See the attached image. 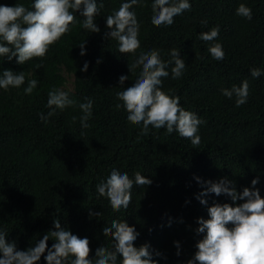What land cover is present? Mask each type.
<instances>
[{
	"label": "trees",
	"instance_id": "trees-1",
	"mask_svg": "<svg viewBox=\"0 0 264 264\" xmlns=\"http://www.w3.org/2000/svg\"><path fill=\"white\" fill-rule=\"evenodd\" d=\"M96 2L99 14L94 22L99 33L83 29L84 17L76 12V22L45 57L23 65L15 57L11 61L0 57V75L9 69L25 75L21 87L0 89V231L9 243L15 241L18 250H27L54 231L53 222L59 218L62 228L89 239V259L95 264L96 249H111L113 243L102 229L113 220L126 221L139 233L135 246L148 244L157 264H187L204 235L195 232L198 218L209 219L208 207L214 203H232L230 197L209 194L201 197L207 204H201L197 195L204 189L196 177L214 182L226 177L238 192L251 188V181L259 177L256 187L264 198V0H189L190 10L174 17L171 26L160 28L151 23L153 0H140L130 9L140 24L141 46L135 54H121L119 42L105 35L110 32L106 17L126 0ZM33 3L0 0V5L21 4L29 10ZM241 3L252 9L251 20L236 14ZM217 26L216 40L199 39L200 33ZM84 41L82 56L78 45ZM214 43L223 47L221 61L208 52ZM173 48L180 51L186 67L180 78L173 79L174 63L170 64L169 76L161 78L162 90L178 96L180 106L203 121L197 133L199 145L175 131L168 134L166 128L149 126L148 135H141L143 125L131 124L117 99L118 92L138 79L142 66L130 72L128 65L141 52L159 50L161 59L169 61ZM85 62L87 71H81ZM253 68L261 70L258 78L251 75ZM121 76L129 77L123 85ZM33 79L37 87L31 95L25 94ZM245 80L247 103L237 107L236 97L228 98L221 90L239 87ZM53 89L68 93L76 103L55 109L43 121L41 114L47 117L53 111L47 106ZM88 98L93 101L92 116L89 127L83 128L79 105ZM114 168L133 181L136 172L152 180L144 187L134 182L132 201L119 212L97 193V185ZM53 243L50 237L48 247ZM38 264H46L44 256Z\"/></svg>",
	"mask_w": 264,
	"mask_h": 264
},
{
	"label": "clouds",
	"instance_id": "clouds-1",
	"mask_svg": "<svg viewBox=\"0 0 264 264\" xmlns=\"http://www.w3.org/2000/svg\"><path fill=\"white\" fill-rule=\"evenodd\" d=\"M138 3L140 0H126L118 10L106 17V27L110 29L105 34L106 38L119 42L118 50L121 54H135L141 46L138 39L140 24L135 12L130 11ZM151 8V23L160 28L171 26L174 17L191 9V3L189 0H153ZM32 9L21 4L0 5V40L6 42L0 43V57H7L9 61L15 57L20 65L33 58L45 57L49 47L59 41L69 31L70 25L76 22V12L84 17L81 24L83 29L92 33L100 32L94 22L95 16L99 14L96 0H34ZM236 14L248 20L253 15L252 9L243 3L236 9ZM203 23L206 24L207 21ZM219 32L218 26L213 27L208 32L200 33L199 39L212 42L218 38ZM85 43L86 41L78 45L82 56L85 55ZM208 52L217 61L225 57L220 43L211 44ZM169 55L171 59L163 61L159 50L141 52L135 62L128 65L130 72L142 66L138 79L133 86L118 92L117 99L122 101L128 113L127 120L134 125H143L141 135H148L149 126L155 129L166 128L168 134L175 131L182 138L189 139L193 145H199L201 138L197 133L203 121L197 114L182 108L178 96H170L162 90L161 78L169 76L166 69L170 64L174 63L171 68L173 79L180 78L186 67L178 49H171ZM87 68L88 63L85 62L81 71H87ZM251 75L258 78L261 70L253 68ZM128 78L121 76L120 85ZM24 83L23 72L17 74L9 69L0 75V89L19 88ZM37 83L35 79L29 80L24 89L25 94L31 95ZM221 91L228 98L234 95L236 106L240 107L247 103L249 83L245 80L239 87L233 86L230 90ZM75 103L68 93L53 89L48 93L47 101V106L53 111H49L47 117L41 114V119L47 121L55 109L64 110ZM79 107L83 112L81 126L87 128V121L92 116L93 101L88 98ZM119 107L121 105L117 104V108ZM196 179L204 189L197 195L201 204H207V200L201 197L209 194L230 197L232 203H214L208 207L209 219L198 218L199 227L195 232L197 235H204L196 243L197 251L187 264H264V198L256 187L259 177L251 181V188L245 187L242 192H238L235 183L226 177L215 182L202 181L199 177ZM134 182L136 186L144 187L151 185L152 180L136 172L133 181L127 173L122 174L114 168L106 181L97 185L98 196H106L114 212H119L122 208L126 210L132 201L131 189ZM237 201L243 203L237 204ZM53 223L55 230L46 233L27 250H18L15 241L9 243L5 233L0 231V264H38L42 256L46 264H68L69 257H74L70 264H93V260L89 259V239L80 238L62 228L59 218ZM102 233L105 237L110 236L113 243L111 249L104 246L96 249L95 264H117L118 256L122 258L120 264H157L148 244L139 248L135 246L139 233L126 221L113 220L110 227L102 229ZM50 237L54 243L49 248ZM174 243L179 249V242ZM179 254L178 250L177 255ZM155 255L161 256V253L156 252Z\"/></svg>",
	"mask_w": 264,
	"mask_h": 264
},
{
	"label": "rangeland",
	"instance_id": "rangeland-1",
	"mask_svg": "<svg viewBox=\"0 0 264 264\" xmlns=\"http://www.w3.org/2000/svg\"><path fill=\"white\" fill-rule=\"evenodd\" d=\"M70 80H71V79H70V77L68 76V77H67V82H66V86H67V87H69V86L71 85Z\"/></svg>",
	"mask_w": 264,
	"mask_h": 264
}]
</instances>
